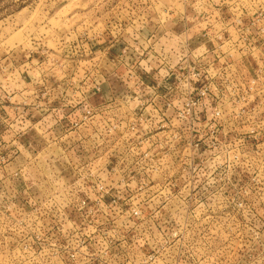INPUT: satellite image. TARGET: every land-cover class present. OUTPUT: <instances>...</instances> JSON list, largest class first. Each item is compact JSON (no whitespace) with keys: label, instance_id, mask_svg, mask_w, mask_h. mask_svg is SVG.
Masks as SVG:
<instances>
[{"label":"clouds","instance_id":"obj_1","mask_svg":"<svg viewBox=\"0 0 264 264\" xmlns=\"http://www.w3.org/2000/svg\"><path fill=\"white\" fill-rule=\"evenodd\" d=\"M0 264H264V0H0Z\"/></svg>","mask_w":264,"mask_h":264}]
</instances>
